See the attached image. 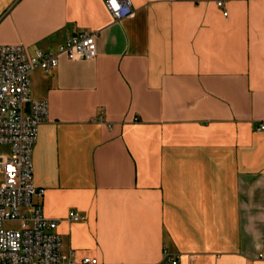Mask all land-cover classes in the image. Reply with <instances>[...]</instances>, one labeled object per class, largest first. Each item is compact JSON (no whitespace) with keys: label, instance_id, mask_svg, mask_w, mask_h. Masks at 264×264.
<instances>
[{"label":"crops","instance_id":"crops-1","mask_svg":"<svg viewBox=\"0 0 264 264\" xmlns=\"http://www.w3.org/2000/svg\"><path fill=\"white\" fill-rule=\"evenodd\" d=\"M131 1L115 20L104 0H0L3 44L98 32L95 58L31 75L34 203L78 260L264 264V0Z\"/></svg>","mask_w":264,"mask_h":264},{"label":"built area","instance_id":"built-area-1","mask_svg":"<svg viewBox=\"0 0 264 264\" xmlns=\"http://www.w3.org/2000/svg\"><path fill=\"white\" fill-rule=\"evenodd\" d=\"M104 1L115 20L134 13L131 0ZM218 4L223 6V0ZM97 34L94 30L67 34L54 49L29 50L23 44L0 42V264L99 263L91 256L78 260L74 249L65 250L57 231L60 219L46 216L33 201L45 192L35 184L33 151L39 126L48 118V102L33 98L31 79L36 69L49 72L56 68L62 56L95 58ZM263 128L261 123L259 129ZM69 217L86 219L77 211ZM169 259L178 263L176 257Z\"/></svg>","mask_w":264,"mask_h":264},{"label":"rangeland","instance_id":"rangeland-1","mask_svg":"<svg viewBox=\"0 0 264 264\" xmlns=\"http://www.w3.org/2000/svg\"><path fill=\"white\" fill-rule=\"evenodd\" d=\"M1 181H2V174H1V172H0V183H1ZM67 248H65V250H66Z\"/></svg>","mask_w":264,"mask_h":264}]
</instances>
